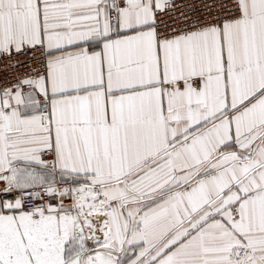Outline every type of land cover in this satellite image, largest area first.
<instances>
[{
    "label": "snow or ice",
    "instance_id": "snow-or-ice-1",
    "mask_svg": "<svg viewBox=\"0 0 264 264\" xmlns=\"http://www.w3.org/2000/svg\"><path fill=\"white\" fill-rule=\"evenodd\" d=\"M0 264H264V0H0Z\"/></svg>",
    "mask_w": 264,
    "mask_h": 264
},
{
    "label": "built area",
    "instance_id": "built-area-1",
    "mask_svg": "<svg viewBox=\"0 0 264 264\" xmlns=\"http://www.w3.org/2000/svg\"><path fill=\"white\" fill-rule=\"evenodd\" d=\"M4 73L3 72H0V79H2L4 77Z\"/></svg>",
    "mask_w": 264,
    "mask_h": 264
}]
</instances>
